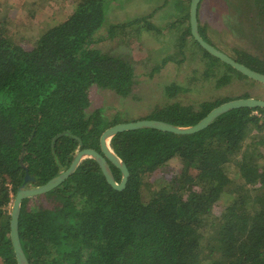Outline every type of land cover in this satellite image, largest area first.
I'll list each match as a JSON object with an SVG mask.
<instances>
[{
  "label": "trees",
  "instance_id": "1",
  "mask_svg": "<svg viewBox=\"0 0 264 264\" xmlns=\"http://www.w3.org/2000/svg\"><path fill=\"white\" fill-rule=\"evenodd\" d=\"M171 1L169 25L162 26L149 19L159 7L123 22L109 19L121 0H72V11L29 48L14 41L5 23L0 26V264H18L9 206L25 176L37 185L48 182L71 165L77 137L83 147L99 148L107 128L128 121L103 117L101 108L89 110L94 85L122 96L131 90L135 67L111 50L125 40V31L147 30L163 46L169 37L165 28L173 35L178 51L163 55L154 73L171 62L182 67L192 38L206 60L204 77L222 75L217 88L235 78L251 79L193 37L191 0ZM248 2L258 10V51L233 47L232 57L264 73V0ZM36 15L32 11L30 19ZM199 30L210 42L204 27ZM185 89L175 81L166 85L171 102L146 118L191 126L234 99L173 101ZM111 145L130 171L124 189L113 188L97 162L87 158L51 191L23 200L19 234L30 264H264L263 107L227 111L195 133L119 132ZM174 159L179 167L170 165ZM114 174L120 181V170Z\"/></svg>",
  "mask_w": 264,
  "mask_h": 264
},
{
  "label": "rangeland",
  "instance_id": "2",
  "mask_svg": "<svg viewBox=\"0 0 264 264\" xmlns=\"http://www.w3.org/2000/svg\"><path fill=\"white\" fill-rule=\"evenodd\" d=\"M71 1L0 0V26L5 23L4 28L14 41L29 48L47 27L72 11ZM164 1L121 0L123 6L113 7L109 19H120L124 22L135 15H149L156 7H159V10L149 19L156 25H169L168 21H170L174 4L170 0L167 5H164ZM34 10L37 11V15L31 20ZM257 13L258 10L248 0H205L199 13L198 23L204 27L211 44L232 56L233 47L249 52L258 51L255 47L257 39L254 30L259 23ZM250 25L253 26L252 29ZM159 28L163 30L164 27ZM163 32L169 36L166 39L168 44L164 46L152 32L142 30L137 34L130 29L125 31L127 35L124 36V41L111 45L113 52L124 55L134 65V83L127 96L118 95L113 90H106L96 85L92 86L89 110L95 111L101 108L103 117H109V119L117 117L121 120L134 121L146 118L156 109L171 102L165 94V87L174 81L186 89L178 91L173 101L184 105H199L205 100H216L221 97L235 99L244 94L264 99V85L253 83L251 79L235 78L231 83L217 88V81L222 75L209 72L208 76L204 77L206 60L200 58L201 55L198 52L200 48L192 38L187 46V60L182 67L178 68L171 62L154 73L152 69L162 62L163 55H174L178 51L170 39L173 36L170 31L165 28ZM178 57L182 59V55L176 56L177 59ZM220 67L223 68V66ZM170 165L176 168L180 166V162L174 159ZM43 202L52 206V203L47 200ZM33 205L31 200L29 206Z\"/></svg>",
  "mask_w": 264,
  "mask_h": 264
},
{
  "label": "water",
  "instance_id": "3",
  "mask_svg": "<svg viewBox=\"0 0 264 264\" xmlns=\"http://www.w3.org/2000/svg\"><path fill=\"white\" fill-rule=\"evenodd\" d=\"M201 0H191L190 6V25L193 37L206 49L210 54L220 59L222 62L232 66L247 77L264 84V73L256 71L245 64L237 61L226 52L220 50L207 40L203 38L199 30L198 23V8ZM240 107H263L264 99L255 97H240L230 101H226L221 105L212 109L203 119L191 126H178L173 123L158 120L143 118L134 121H126L115 124L107 128L100 137V151L91 147H83V141L80 140L79 149L74 156L71 165L68 168L61 167V173L50 179L44 184H36V179L27 174L21 186L18 188L13 204L11 206V240L14 247L15 255L18 264H30L26 252L24 251L20 234H19V219L21 215L22 203L25 198L33 197L43 193H47L67 180L80 165V163L87 158L93 159L97 162L108 183L117 190H122L126 187L130 171L125 161L115 152L111 145L112 138L119 132L128 130L153 128L161 131L174 132L178 134L195 133L208 127L217 117L223 113ZM69 133L63 132L61 135ZM112 166L116 167L121 172V179L117 181ZM31 184V186H29ZM33 185V186H32Z\"/></svg>",
  "mask_w": 264,
  "mask_h": 264
},
{
  "label": "flooded vegetation",
  "instance_id": "4",
  "mask_svg": "<svg viewBox=\"0 0 264 264\" xmlns=\"http://www.w3.org/2000/svg\"><path fill=\"white\" fill-rule=\"evenodd\" d=\"M85 148H87V147H85ZM91 148H94V149H97L98 151H100V147L99 148L91 147ZM112 168H113V171L116 172V167L112 166Z\"/></svg>",
  "mask_w": 264,
  "mask_h": 264
},
{
  "label": "clouds",
  "instance_id": "5",
  "mask_svg": "<svg viewBox=\"0 0 264 264\" xmlns=\"http://www.w3.org/2000/svg\"><path fill=\"white\" fill-rule=\"evenodd\" d=\"M13 200H14V198H13ZM12 203H13V202H12ZM12 203H11V204H12ZM11 206H12V205H11ZM10 209H11V207H10Z\"/></svg>",
  "mask_w": 264,
  "mask_h": 264
}]
</instances>
